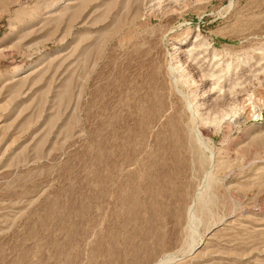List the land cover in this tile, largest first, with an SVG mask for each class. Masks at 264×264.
<instances>
[{
  "label": "rangeland",
  "instance_id": "obj_1",
  "mask_svg": "<svg viewBox=\"0 0 264 264\" xmlns=\"http://www.w3.org/2000/svg\"><path fill=\"white\" fill-rule=\"evenodd\" d=\"M0 264H264V0H0Z\"/></svg>",
  "mask_w": 264,
  "mask_h": 264
},
{
  "label": "bare ground",
  "instance_id": "obj_2",
  "mask_svg": "<svg viewBox=\"0 0 264 264\" xmlns=\"http://www.w3.org/2000/svg\"><path fill=\"white\" fill-rule=\"evenodd\" d=\"M173 47V46H172ZM172 50V49H171ZM173 53L172 56L175 57V53L177 51L176 48H173ZM212 59H214L217 56V53L214 52L213 50L209 51V49L207 50ZM193 53V52H192ZM191 53V51H187L186 57L188 59L193 60V63L195 65L198 64V59L194 58L193 54ZM221 60V59H220ZM224 61V60H223ZM205 62V61H204ZM221 62V61H220ZM181 63V62H180ZM183 63V61H182ZM202 64V63H201ZM204 64V63H203ZM199 65L198 64V72L200 73H204L208 78H210L212 80V84H214L215 86L214 89L219 93V94H229V95H233L237 90H239L240 88V82L238 81V75H239V69L240 66L238 64H233L231 62L225 63V62H221V63H217L215 65V63L213 61H211L209 64L207 65ZM182 66V65H181ZM181 66L176 63H172L170 62L167 66V72L170 75V77L174 80V84H178V79L179 76H182V70H181ZM214 68V69H213ZM191 70V69H190ZM194 70V69H193ZM197 71V70H196ZM195 71V72H196ZM193 71V73H195ZM192 73V72H191ZM196 74V73H195ZM199 74V73H198ZM197 75V74H196ZM186 76V75H184ZM193 75L191 74L189 77V81H193ZM198 76V75H197ZM195 77V76H194ZM187 78V77H186ZM208 81V80H207ZM242 84V83H241ZM176 87V86H175ZM211 87V86H210ZM211 89V88H210ZM211 93V92H210ZM181 94V93H180ZM199 94V93H198ZM205 94V93H204ZM217 94V93H216ZM182 95V100L184 102L183 106L185 107L187 113H188V121L191 123L192 127H191V131L192 134L194 135V140H197V142H203L204 143V139L202 136V131L200 129L199 126V122L201 120H207L210 121L212 124L213 123H217L220 122L222 123L224 117L226 116L228 119L233 117L235 115V110L236 108H230L229 112L227 114H221L218 116H211L212 118L209 119L206 116L204 117L205 113H204V102H205V98L206 96L201 95V99L200 101H196V100H192V97H190L189 95ZM237 105V104H236ZM235 107V106H234ZM211 115V114H210ZM215 115V114H214ZM221 116V117H220ZM203 121V122H204ZM202 123V122H201ZM207 123V122H206ZM205 124V122H204ZM220 124V123H219ZM218 124V125H219ZM209 140L207 139L206 142H208ZM205 144V143H204ZM209 149V148H208ZM210 180V179H209ZM208 185V183L206 184ZM202 195V194H201ZM202 198V197H200ZM202 202V199H201ZM192 207V206H191ZM189 218H190V224L193 227V224L195 222H197V218L199 219V217H196L195 212L190 210L189 212ZM191 227V228H192ZM204 241V240H203ZM202 239L199 242L194 243L191 248L190 251L196 250L200 245L203 244ZM168 257V256H167ZM170 258H166L164 260V262L166 263L167 260L170 259L171 261V256H169ZM165 258V257H164ZM163 261V260H162ZM162 263V262H161Z\"/></svg>",
  "mask_w": 264,
  "mask_h": 264
}]
</instances>
